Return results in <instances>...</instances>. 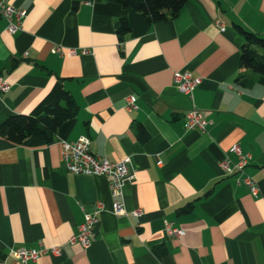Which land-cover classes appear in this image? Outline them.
<instances>
[{"label": "crops", "instance_id": "obj_1", "mask_svg": "<svg viewBox=\"0 0 264 264\" xmlns=\"http://www.w3.org/2000/svg\"><path fill=\"white\" fill-rule=\"evenodd\" d=\"M7 2L25 16L9 34L0 14V76L9 86L0 124L40 116L60 90L77 112L47 145L0 137V264H264V83L239 67L237 29L264 38V0H188L177 17L152 24L111 0ZM122 20L129 31L120 39ZM177 71L201 79L191 96L173 85ZM191 108L211 122L205 132L184 129ZM81 137L95 156L128 160L132 180L120 197L107 177L65 170L60 143ZM234 145L250 155L256 197L218 167L236 161ZM113 202L127 215H114ZM94 210L90 246L71 245ZM164 222L183 236L167 237ZM51 247L60 256L20 263L10 255Z\"/></svg>", "mask_w": 264, "mask_h": 264}, {"label": "built area", "instance_id": "obj_2", "mask_svg": "<svg viewBox=\"0 0 264 264\" xmlns=\"http://www.w3.org/2000/svg\"><path fill=\"white\" fill-rule=\"evenodd\" d=\"M0 14L7 22L5 30L9 34H14L20 29L25 16L23 11L15 8L7 0H0ZM52 52L56 53L58 49L55 48ZM68 55H75V50H69ZM172 82L179 93L191 96L195 88L200 85L201 79L192 76L187 71H177L172 75ZM8 90V84L0 76V94L6 93ZM125 103V110L127 112L136 109L135 98L133 96H128ZM210 123L201 112L195 108H191L185 115L184 129L186 131L198 130L203 133ZM60 145L61 162L65 170L74 175L107 177L109 179V191L113 198L120 197L123 183L132 180V176L129 173L128 160L109 162L104 158L93 155L90 151V141L86 137H81L75 142L62 141ZM229 152L236 158V161L232 162L228 157H225L219 162L218 167L226 175H237V182L247 188L251 196L256 197L259 192L257 183L245 172V168L250 161V155L244 153L239 145L232 146ZM97 207L101 209L100 205H97ZM99 211L94 210L93 212L84 213L83 222L78 229V233L69 240L71 245L76 244L83 249H87L90 246V236L97 223ZM111 211L114 215H127L122 203L113 202ZM138 214L139 212H135L133 215ZM163 230L167 237L180 238L184 234L182 229L176 228L170 222L163 223ZM46 253L57 257L60 256L61 252L59 247L19 248L11 250L10 255L18 262L26 263L29 261L35 262L41 255Z\"/></svg>", "mask_w": 264, "mask_h": 264}, {"label": "trees", "instance_id": "obj_3", "mask_svg": "<svg viewBox=\"0 0 264 264\" xmlns=\"http://www.w3.org/2000/svg\"><path fill=\"white\" fill-rule=\"evenodd\" d=\"M123 9L140 14L150 24L177 17L188 0H111ZM244 43L240 48L239 67L257 74L264 83V38L237 27ZM129 31L122 20L117 30L119 38ZM77 106L64 90L47 104L38 117L15 114L0 124V137L14 145L39 147L53 142L54 135L62 123L72 119Z\"/></svg>", "mask_w": 264, "mask_h": 264}]
</instances>
